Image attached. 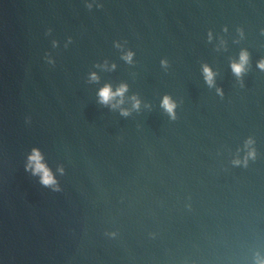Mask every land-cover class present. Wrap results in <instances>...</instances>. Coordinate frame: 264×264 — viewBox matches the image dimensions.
Returning a JSON list of instances; mask_svg holds the SVG:
<instances>
[{
    "label": "water",
    "instance_id": "95a60500",
    "mask_svg": "<svg viewBox=\"0 0 264 264\" xmlns=\"http://www.w3.org/2000/svg\"><path fill=\"white\" fill-rule=\"evenodd\" d=\"M262 63L264 0H0V264H259Z\"/></svg>",
    "mask_w": 264,
    "mask_h": 264
},
{
    "label": "clouds",
    "instance_id": "9594fccd",
    "mask_svg": "<svg viewBox=\"0 0 264 264\" xmlns=\"http://www.w3.org/2000/svg\"><path fill=\"white\" fill-rule=\"evenodd\" d=\"M131 55L132 54L129 53L127 59H131ZM246 61H247V53H242L241 62L239 64L233 65V69L237 74H240L243 71L244 64L246 63ZM261 67H264V63L261 64ZM205 71L207 73L208 82L209 84H211L212 83V73L208 71L207 69H205ZM126 90H127L126 85L121 86L119 89H117L116 92H113L110 86H106L104 89L101 90V93H100L101 101L103 103H109L116 96L122 97ZM122 102L123 101L121 100L120 103ZM164 105L169 109V111H171V109L174 107V105H172L167 98H165L164 100ZM134 106L138 107L139 101H136ZM32 160L37 161V162L40 160V156L38 152H36V154L32 157ZM37 171H42L43 173L42 182L43 183L51 184L55 182L51 172L43 164L37 163ZM259 264H264V260L260 261Z\"/></svg>",
    "mask_w": 264,
    "mask_h": 264
}]
</instances>
